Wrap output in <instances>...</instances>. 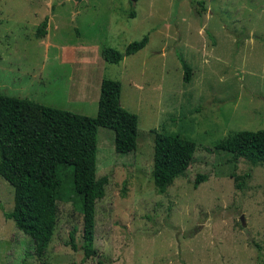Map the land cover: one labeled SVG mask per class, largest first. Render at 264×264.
<instances>
[{
  "label": "rangeland",
  "instance_id": "1",
  "mask_svg": "<svg viewBox=\"0 0 264 264\" xmlns=\"http://www.w3.org/2000/svg\"><path fill=\"white\" fill-rule=\"evenodd\" d=\"M201 1L0 0V94L95 116L100 81L110 78L138 119L129 153L97 128L96 177L108 180L95 203L96 255L84 257L82 216L59 200L37 257L4 216L13 188L0 176V264H264V164L214 149L235 131L264 128V0ZM144 35L146 45L118 63L101 55ZM153 128L196 145L162 193L151 178Z\"/></svg>",
  "mask_w": 264,
  "mask_h": 264
},
{
  "label": "trees",
  "instance_id": "2",
  "mask_svg": "<svg viewBox=\"0 0 264 264\" xmlns=\"http://www.w3.org/2000/svg\"><path fill=\"white\" fill-rule=\"evenodd\" d=\"M47 19L45 16L38 25L37 36L46 34ZM147 41L144 35L130 42L123 52L105 47L101 55L110 63H118L141 50ZM184 67V79L188 81L190 69ZM120 93L118 80L102 78L95 116L0 94V176L13 188L12 210L3 213L33 240L37 257L44 254L53 236L59 200L71 201L82 216L80 248L84 257L96 255L95 203L104 196L108 180L106 175L96 177L97 128L114 132L117 153L136 148L138 119L121 106ZM151 132V178L162 193L191 164L196 145L192 139L164 128H153ZM214 149L228 151L253 165L264 164V128L235 131L219 140ZM202 178L204 175H199L194 185ZM68 243L77 249L73 231Z\"/></svg>",
  "mask_w": 264,
  "mask_h": 264
},
{
  "label": "water",
  "instance_id": "3",
  "mask_svg": "<svg viewBox=\"0 0 264 264\" xmlns=\"http://www.w3.org/2000/svg\"><path fill=\"white\" fill-rule=\"evenodd\" d=\"M73 1H75L76 3H78V2H80L81 0H73Z\"/></svg>",
  "mask_w": 264,
  "mask_h": 264
},
{
  "label": "crops",
  "instance_id": "4",
  "mask_svg": "<svg viewBox=\"0 0 264 264\" xmlns=\"http://www.w3.org/2000/svg\"><path fill=\"white\" fill-rule=\"evenodd\" d=\"M72 1H73V0H72ZM81 1H82V0H81ZM81 1H80V2H81ZM30 2H31V1H30ZM73 2H74L75 4H78V3H80V2L76 3L75 1H73Z\"/></svg>",
  "mask_w": 264,
  "mask_h": 264
}]
</instances>
